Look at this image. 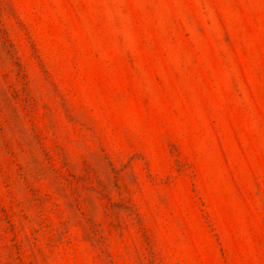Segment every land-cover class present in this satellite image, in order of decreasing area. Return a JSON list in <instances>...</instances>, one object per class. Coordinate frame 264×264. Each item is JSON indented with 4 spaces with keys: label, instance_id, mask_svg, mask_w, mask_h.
Listing matches in <instances>:
<instances>
[{
    "label": "rangeland",
    "instance_id": "374dc122",
    "mask_svg": "<svg viewBox=\"0 0 264 264\" xmlns=\"http://www.w3.org/2000/svg\"><path fill=\"white\" fill-rule=\"evenodd\" d=\"M0 264H264V0H0Z\"/></svg>",
    "mask_w": 264,
    "mask_h": 264
},
{
    "label": "trees",
    "instance_id": "16d2710c",
    "mask_svg": "<svg viewBox=\"0 0 264 264\" xmlns=\"http://www.w3.org/2000/svg\"><path fill=\"white\" fill-rule=\"evenodd\" d=\"M0 39L3 40V36L1 35V32H0ZM6 43H7V41L6 40H3V43L2 44H3V46H4L5 49L7 47Z\"/></svg>",
    "mask_w": 264,
    "mask_h": 264
}]
</instances>
